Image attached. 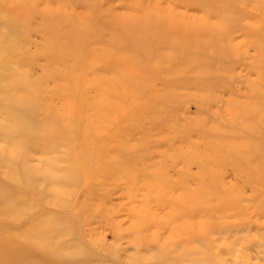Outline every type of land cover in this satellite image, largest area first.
<instances>
[{
  "label": "rangeland",
  "instance_id": "rangeland-1",
  "mask_svg": "<svg viewBox=\"0 0 264 264\" xmlns=\"http://www.w3.org/2000/svg\"><path fill=\"white\" fill-rule=\"evenodd\" d=\"M0 264H264V0H0Z\"/></svg>",
  "mask_w": 264,
  "mask_h": 264
},
{
  "label": "bare ground",
  "instance_id": "bare-ground-1",
  "mask_svg": "<svg viewBox=\"0 0 264 264\" xmlns=\"http://www.w3.org/2000/svg\"><path fill=\"white\" fill-rule=\"evenodd\" d=\"M14 3H18V1H16V2H13V4ZM31 3H32V1L30 2V5H29V9H31L32 8V6H31ZM28 9V10H29ZM51 17H55V15H51ZM136 22V21H135ZM122 24H124V23H122ZM125 26H123V29L125 30V32L127 33V35H128V41L127 42H129V43H131L132 45H135V44H142L141 42H140V37L141 36H143L144 38H148V41H152V40H154V38H155V36H156V33L155 32H153V31H151L150 30V28H149V23L148 24H146L145 25V27L144 26H141V27H129L128 25H126V24H124ZM57 26V25H56ZM135 26H136V23H135ZM167 28V26H164V29H166ZM186 28H189V30H191V31H197V30H199L200 28H197V27H193V28H191V26H189V27H179L178 29H177V31H178V33L180 34V36L182 35H184V33H185V30H186ZM131 33L133 34V36H134V38H138L139 37V40L138 41H136V40H131ZM187 42V44H189V41H186ZM186 42H180V41H176L174 44H179V46L178 47H180V46H186ZM117 43H119V44H121V41L119 40ZM178 49V48H177ZM180 50V49H179Z\"/></svg>",
  "mask_w": 264,
  "mask_h": 264
}]
</instances>
